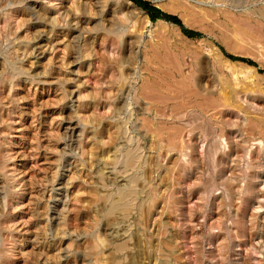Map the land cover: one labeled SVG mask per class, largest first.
<instances>
[{"label": "rangeland", "instance_id": "374dc122", "mask_svg": "<svg viewBox=\"0 0 264 264\" xmlns=\"http://www.w3.org/2000/svg\"><path fill=\"white\" fill-rule=\"evenodd\" d=\"M146 1L199 36L153 23L131 1L0 0V264H112L118 246L123 264L129 256L135 264H264V154L253 158L264 151V0ZM123 49L121 74L112 54ZM148 74L158 80L146 82ZM109 107L103 141L120 124L119 148L127 139L145 145L154 133L175 149L172 158L196 148L198 160L183 169L184 156L162 162L152 217L137 209L113 226L92 194L116 190L94 183L99 169L119 173L116 149L101 154L95 139L96 109ZM188 123L210 129L206 139L192 131L191 148L182 143ZM202 141L207 153L218 145L223 164L201 156ZM238 144L245 154H233Z\"/></svg>", "mask_w": 264, "mask_h": 264}, {"label": "bare ground", "instance_id": "6f19581e", "mask_svg": "<svg viewBox=\"0 0 264 264\" xmlns=\"http://www.w3.org/2000/svg\"><path fill=\"white\" fill-rule=\"evenodd\" d=\"M17 1V0H16ZM125 3L131 4L129 0H123ZM242 2L243 0H237ZM12 2V1H11ZM15 3V2H14ZM25 3V2H24ZM50 5H53L55 7H57V5L53 4L54 2L51 1L49 2ZM61 3V2H60ZM2 6V4H1ZM0 6V7H1ZM8 6V5H7ZM10 6V5H9ZM13 5H11L12 7ZM105 6V5H104ZM16 7V6H14ZM19 7V6H18ZM25 7V6H24ZM7 8V7H6ZM74 11L77 12V7L74 5L73 6ZM72 8V10H73ZM138 9V8H137ZM2 10V9H0ZM91 10V9H90ZM3 11V10H2ZM1 11V12H2ZM71 11V10H70ZM41 12V11H40ZM62 12V11H61ZM98 12V11H97ZM141 12V11H139ZM3 13V12H2ZM113 13V12H112ZM60 14V13H59ZM102 14V13H101ZM2 15V14H1ZM34 15V14H33ZM62 16V14H60ZM261 18L264 20V12H262L261 14ZM125 16V15H124ZM63 17V16H62ZM67 16H65V20L71 21V23H75L76 26L80 24L79 21V17L75 15H73L71 18H67ZM70 17V16H69ZM120 18V17H119ZM19 19V18H18ZM17 19V20H18ZM71 19V20H69ZM43 20H45L46 22H49V19H47V17H45ZM84 20V19H83ZM16 21V20H15ZM44 21V22H45ZM57 21V20H54ZM85 21V20H84ZM120 22H122L123 20L120 18L119 19ZM33 22V21H32ZM19 23V22H18ZM49 23H51V25H54L53 21H50ZM57 24V23H56ZM88 24V23H87ZM103 24V23H102ZM150 25H153L152 22H149ZM3 25V24H2ZM16 25V24H15ZM50 25V26H51ZM70 26V23L68 24L67 22V27ZM38 27V26H37ZM8 28V27H7ZM17 27H15L16 29ZM41 28V27H40ZM18 29V28H17ZM35 30V29H34ZM90 30V29H89ZM111 30V29H110ZM15 31V30H14ZM3 32V31H2ZM52 32V30H51ZM37 33V32H36ZM114 33V32H113ZM34 34V33H33ZM50 34V33H49ZM82 34V33H81ZM97 35V34H96ZM4 36V35H2ZM12 36V35H11ZM16 36V34H15ZM36 36V34L34 35ZM7 37V36H6ZM37 38V37H36ZM9 39V38H8ZM25 39V38H24ZM38 39V38H37ZM64 39V38H63ZM67 39V38H66ZM65 40V39H64ZM69 40V39H68ZM13 41V40H12ZM7 42V41H6ZM5 42V38H4V43ZM8 43V42H7ZM28 43V42H27ZM63 44V43H62ZM70 44V43H69ZM12 45V44H11ZM38 46V45H37ZM20 48V47H19ZM54 48V47H53ZM93 48V47H92ZM130 48V47H129ZM18 49V48H17ZM16 49V50H17ZM14 50V49H13ZM23 50V49H21ZM62 50V49H61ZM81 50V49H80ZM113 50V49H112ZM19 51V50H18ZM76 51V50H75ZM88 51V50H87ZM15 52V51H14ZM26 52V51H25ZM50 52V51H49ZM63 52V51H62ZM94 52V51H92ZM114 52V51H113ZM135 52V51H134ZM133 52V53H134ZM54 53V51H53ZM65 53V51H64ZM89 53V52H88ZM9 54V53H7ZM18 54V53H17ZM29 54V53H27ZM32 54V53H31ZM93 54V53H92ZM91 54V55H92ZM110 54V53H109ZM112 54V53H111ZM132 54V52H131ZM4 55V54H3ZM66 55V54H65ZM115 61H114V65L119 69L120 73L123 74L124 73V63H127V57L125 55V49H123L121 52H117L115 54H112ZM134 55V54H133ZM29 56V55H28ZM21 57V56H20ZM136 57V56H135ZM13 58V56H12ZM23 58V57H22ZM61 58V57H60ZM26 59V58H25ZM10 60V59H9ZM54 60V59H53ZM13 61V60H12ZM70 61V60H69ZM132 61V60H131ZM71 62V61H70ZM69 62V63H70ZM75 62V61H73ZM22 63V62H21ZM52 63V62H51ZM65 63V62H64ZM95 63V62H94ZM51 65V64H50ZM72 65V64H71ZM70 65V66H71ZM94 65V64H93ZM9 66V64H8ZM23 66V65H22ZM56 66V65H55ZM97 66V64H96ZM128 66V65H127ZM26 67V66H25ZM91 67V66H90ZM129 67V66H128ZM48 68V67H47ZM31 70V69H30ZM13 71V70H12ZM25 71V69H24ZM29 71V70H28ZM157 71V70H156ZM22 72V71H21ZM161 72V71H160ZM159 72V73H160ZM2 73V71H1ZM23 73V72H22ZM29 73V72H28ZM48 73V72H47ZM204 73V72H202ZM46 74V73H45ZM83 74V73H82ZM32 75V74H31ZM77 75V74H76ZM205 75V73H204ZM15 76V74H14ZM80 76V75H79ZM42 77V76H41ZM57 77V76H56ZM157 75H151L148 74V79L146 78V82H154L158 80ZM11 78V77H10ZM52 78V77H51ZM130 78V76H129ZM11 81V80H10ZM9 81V83H10ZM12 81H14L12 79ZM36 81V80H35ZM60 81V80H59ZM79 81V79H78ZM6 82V80H5ZM145 82V81H144ZM31 83V82H30ZM47 83V82H46ZM66 83V82H65ZM158 83V82H157ZM179 83V82H178ZM2 84V82H1ZM162 84V83H161ZM184 84V83H183ZM151 85V84H150ZM159 85V84H158ZM156 85V86H158ZM171 85V84H170ZM5 86V85H4ZM155 86V87H156ZM205 86V85H204ZM22 89V88H21ZM78 89V88H77ZM205 89V88H204ZM13 91V90H12ZM23 91V90H22ZM136 91V90H135ZM159 91V90H158ZM192 91V90H191ZM195 93V91H193ZM192 92V93H193ZM2 93V92H1ZM112 93V92H111ZM66 94V93H65ZM85 94V93H84ZM191 94V93H190ZM26 95V94H25ZM34 96V95H32ZM20 98V97H19ZM79 98V97H78ZM33 99V98H32ZM21 100V99H19ZM60 100V98H59ZM80 100V98H79ZM55 101V100H54ZM125 100H122V102H120V104L117 106L120 109H123V113L125 112L124 109V103ZM226 105L228 104V101L225 100ZM63 103V102H62ZM80 103V102H79ZM131 103V102H130ZM19 104V103H18ZM4 105V104H3ZM44 105V104H43ZM100 105V104H99ZM7 106V105H6ZM5 106V107H6ZM109 106V104L104 105V107H102V109H106ZM228 106V105H227ZM112 107V106H111ZM111 107H109V110L107 112H103L102 110H99L98 108L96 109L97 111V118H96V127L97 128H101L99 129L98 132L95 133V139H97L98 143H100V150H101V154H109V153H114L113 149L115 148L116 153L113 154L111 161L112 166H114L116 169H119V173L118 174H106L105 171L107 170H103V169H99V171L96 173V185L106 188H109L110 186H116V190L112 191V192H102L101 190H95L92 191L93 196L95 197V200L98 202H101V205H103V209H102V213L104 214V217L106 218V224L107 226H113L118 219L121 218H128L130 215H132L131 213L134 210H139L140 214H142L143 219L146 218H150L152 217L153 213H154V199H152L155 195V191H154V184H153V174L155 172L160 171L161 167V163L167 161V165L172 164L173 163V159L172 158V152L175 151V149H172V147H167V145H163V142H159L157 141V137L154 133L150 135L149 138H144L145 141L147 142V144H141L140 142L134 141L132 139H127V143H122L120 148L118 147V145L116 144V140H125L124 135V125H120L117 124L115 125V127L117 128L116 133L110 134L108 141L105 142L102 140V136L105 132V130H107L110 126V124L105 125L103 122L110 116L113 115V112H110ZM21 111V110H20ZM112 111V110H111ZM129 111V110H128ZM116 112V111H115ZM144 114V113H143ZM148 115V114H147ZM115 116H119L116 115ZM239 116V115H238ZM173 117L171 114H168L166 116V119L171 120ZM71 119V118H70ZM117 119V118H116ZM131 119V118H130ZM155 119V117H154ZM212 119V118H211ZM129 120V119H128ZM164 120V119H163ZM181 120V119H179ZM213 120V119H212ZM215 120V119H214ZM20 121V120H19ZM66 121V120H65ZM70 121V120H69ZM127 121V120H126ZM147 121V120H146ZM183 121V120H182ZM186 121V120H185ZM188 121V120H187ZM223 121V120H222ZM225 121V119H224ZM228 121V120H227ZM3 122V121H2ZM8 122V121H7ZM68 122V121H67ZM130 122V121H129ZM155 122V121H154ZM192 122V121H191ZM226 122V121H225ZM70 124V123H69ZM129 124V123H128ZM156 124V123H155ZM182 124V122H181ZM185 125V124H184ZM223 125V124H222ZM128 126V125H127ZM235 126V124H234ZM168 127V126H167ZM172 127V126H171ZM188 127H189V133H187L185 136L182 137V143L184 144V146H186V148H191V134L192 131H200L201 133H203V135L205 136V139L209 136V131L210 129L207 128L206 125H198V124H193V123H188ZM73 128V127H72ZM151 128V127H150ZM170 128V127H169ZM149 129V128H148ZM154 129V128H153ZM128 130V129H127ZM152 131V129H150ZM167 130V129H166ZM65 132V131H64ZM178 132H183V131H178ZM108 133V132H107ZM229 133V132H228ZM63 135V134H62ZM80 135V134H79ZM117 135V136H116ZM146 135V133L144 134ZM57 136V135H56ZM116 136V137H114ZM136 136V135H135ZM147 136V135H146ZM195 137V136H194ZM101 138V139H99ZM131 138V137H130ZM141 138V137H139ZM143 138V137H142ZM199 138V137H198ZM228 138V137H227ZM93 139V138H92ZM230 140V139H229ZM239 140V139H238ZM55 141V140H54ZM233 141V140H232ZM230 141V144L231 142ZM236 141V140H235ZM238 142V141H237ZM236 142V143H237ZM240 142V141H239ZM2 143V142H1ZM194 143V142H193ZM205 141H202V152H201V156L205 159V158H210L213 160V162L216 163V166H218V163L223 164L224 159L223 157L221 158L220 151L218 148V145H211L209 147V151L207 153V150L204 149L205 147ZM233 145V144H232ZM261 145V144H260ZM8 146V145H7ZM239 146V144L237 145ZM247 147V146H246ZM246 147L243 148V146L240 144V146L235 149L233 151V154H240V153H244L247 151ZM96 149V148H95ZM99 149V148H98ZM59 150V149H58ZM232 150H230L231 152ZM147 153L148 156L144 157L143 154ZM54 153V152H53ZM178 153V152H177ZM249 154V153H247ZM264 154V151H259L257 154L254 155V159H259L260 157H262ZM95 157L99 156L98 152L94 154ZM252 155V153H251ZM185 157V162L184 164H181L182 169L186 168L187 166H191L193 164V162H197V155H196V148H193V154L188 155V153L184 152H179V156L178 158L175 159L176 162H180L182 157ZM167 157H169L167 159ZM1 158L4 160L3 161V166L6 169L8 167V162L7 160H5V156L1 155ZM35 158V157H34ZM99 158V157H98ZM97 159V158H96ZM167 159V160H166ZM234 159V158H233ZM104 159H101L99 161H103ZM203 160V159H202ZM85 161V160H84ZM96 161V160H95ZM105 162L106 159L104 160ZM256 162V161H255ZM226 164V163H225ZM90 165V164H89ZM258 165V164H257ZM85 166V165H84ZM92 166V165H91ZM90 166V167H91ZM96 166V165H95ZM94 166V167H95ZM98 166V165H97ZM210 166V165H209ZM221 166V165H220ZM254 166V165H253ZM113 167V168H114ZM118 167V168H117ZM93 168V167H92ZM169 168V167H168ZM178 168V167H177ZM255 168V166L253 167ZM165 169V168H164ZM254 170V169H253ZM59 172V171H58ZM195 172V171H194ZM253 172V171H252ZM59 174V173H58ZM205 174V173H204ZM3 175V174H2ZM187 175V174H186ZM33 176V175H32ZM59 176V175H58ZM156 176V175H155ZM234 176V175H233ZM93 177V176H92ZM176 177V176H175ZM232 177V176H231ZM80 178V177H79ZM204 178V177H203ZM202 178V179H203ZM34 179V178H33ZM243 181V180H242ZM254 180L248 184L247 186V191L251 192V190L254 188ZM234 182V181H233ZM232 182V183H233ZM236 182V181H235ZM156 183V182H155ZM184 183V182H183ZM220 183V182H219ZM223 183V182H222ZM237 183V182H236ZM239 183V182H238ZM235 184V183H234ZM234 184H230V188L235 189ZM190 186V185H189ZM212 187L214 186V184L211 185ZM194 187V186H193ZM192 187V188H193ZM239 188V186H238ZM6 189V188H5ZM191 189V188H190ZM188 191L190 192L191 190L188 189ZM237 191V190H236ZM8 192V191H7ZM10 192V191H9ZM8 192V193H9ZM242 192V191H241ZM11 193V192H10ZM257 193V192H256ZM259 194V193H258ZM257 194V195H258ZM77 195V194H76ZM83 196V195H82ZM263 196V195H262ZM238 197V196H236ZM224 198V196H223ZM248 198V197H247ZM195 202V201H194ZM81 203V202H80ZM79 203V204H80ZM194 204V203H193ZM82 205V204H81ZM189 205V204H188ZM220 205V204H219ZM99 206V205H98ZM191 206V205H190ZM29 208V207H28ZM85 208V207H84ZM192 209V208H191ZM163 211V209H161ZM79 211V210H78ZM218 212V211H217ZM101 213V214H102ZM134 213V212H133ZM162 213V212H161ZM188 213V212H187ZM194 213V212H193ZM163 214V213H162ZM4 215V214H3ZM186 215V214H185ZM97 217V216H96ZM103 217V216H102ZM219 217V216H218ZM130 218V217H129ZM177 218V217H176ZM221 218V217H220ZM154 219V218H153ZM162 219V218H161ZM121 220V219H120ZM66 221V220H65ZM122 221V220H121ZM102 222V221H101ZM212 222V221H211ZM88 223V222H87ZM184 224V223H183ZM210 224V223H209ZM217 224V223H216ZM24 225V224H23ZM179 225V224H178ZM212 225V224H211ZM210 225V226H211ZM99 227V226H98ZM195 228V227H194ZM111 230V229H110ZM69 231V230H68ZM95 231V230H94ZM139 231V230H138ZM225 231V230H224ZM192 232V231H191ZM210 234V233H209ZM135 235V234H134ZM137 237V236H136ZM142 237V236H141ZM100 238V237H99ZM119 237H117L118 239ZM102 241V239H100ZM146 240V239H145ZM116 241V240H115ZM138 241V240H137ZM164 241V240H163ZM140 242V241H139ZM147 242V240H146ZM123 243V242H122ZM125 243V242H124ZM167 243V242H166ZM148 244V243H147ZM208 244V243H207ZM129 245V244H128ZM138 245V243H137ZM220 245V244H219ZM56 246V245H55ZM106 246V245H105ZM209 246V245H208ZM142 247V246H141ZM149 247V245H148ZM159 247V246H158ZM98 248V247H97ZM108 248V247H107ZM138 248V247H137ZM257 248V247H256ZM64 249V248H63ZM141 249V248H140ZM106 250V249H105ZM125 248L124 246H118L116 253L111 254L112 256V264H123V261L120 260L122 258H119L118 256H116V254H119V256L122 254V252H124ZM142 250V249H141ZM224 250V249H223ZM250 250V249H249ZM109 251V250H108ZM115 251V250H113ZM131 251V250H130ZM153 251V250H152ZM220 251V250H219ZM3 252V251H1ZM128 252V250H127ZM140 252V251H138ZM147 252V251H146ZM255 252V251H254ZM91 253V252H90ZM136 253V252H135ZM166 253V252H165ZM124 254V253H123ZM141 254V252H140ZM146 254V253H145ZM149 254V253H148ZM84 255V254H83ZM102 255V254H101ZM70 256V255H69ZM163 256V255H162ZM170 256V255H169ZM250 256V255H249ZM147 257V256H146ZM219 257V256H218ZM139 258V257H138ZM162 258V257H161ZM129 262L124 263V264H135V261H133V257L130 258L129 256ZM138 260V259H137ZM220 260V259H219ZM106 261V260H105ZM173 261V260H172ZM95 262V260H94ZM147 262V261H146ZM150 262V261H149ZM153 262V261H152ZM225 262V261H224ZM108 263V262H107ZM141 264V263H140Z\"/></svg>", "mask_w": 264, "mask_h": 264}, {"label": "trees", "instance_id": "16d2710c", "mask_svg": "<svg viewBox=\"0 0 264 264\" xmlns=\"http://www.w3.org/2000/svg\"><path fill=\"white\" fill-rule=\"evenodd\" d=\"M130 1L134 3L135 5H137L138 7L142 8L145 11V13L148 15L150 21H152L153 23L156 22L157 20L159 21L164 20L166 22L172 23L180 27L182 33L189 38H194V37L199 36V34L193 31L186 30L183 27L181 21L176 16L162 12L160 9L154 7L150 2L146 0H130ZM227 57L233 61H241L250 66H255V63L253 61L245 59V58H238V57H233V56H228V55Z\"/></svg>", "mask_w": 264, "mask_h": 264}, {"label": "water", "instance_id": "95a60500", "mask_svg": "<svg viewBox=\"0 0 264 264\" xmlns=\"http://www.w3.org/2000/svg\"><path fill=\"white\" fill-rule=\"evenodd\" d=\"M133 5H134L136 8H138V9L141 11V13L146 14L145 11H144L142 8L138 7V6L135 5L134 3H133ZM146 15H147V14H146ZM164 22H166V21H164Z\"/></svg>", "mask_w": 264, "mask_h": 264}]
</instances>
